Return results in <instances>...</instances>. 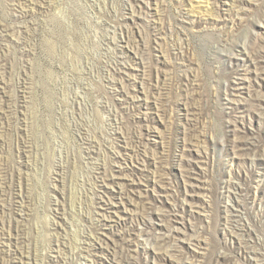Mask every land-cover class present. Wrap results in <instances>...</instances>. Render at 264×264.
I'll use <instances>...</instances> for the list:
<instances>
[{
    "label": "rangeland",
    "instance_id": "374dc122",
    "mask_svg": "<svg viewBox=\"0 0 264 264\" xmlns=\"http://www.w3.org/2000/svg\"><path fill=\"white\" fill-rule=\"evenodd\" d=\"M262 46L264 0H0V264L264 259Z\"/></svg>",
    "mask_w": 264,
    "mask_h": 264
},
{
    "label": "bare ground",
    "instance_id": "6f19581e",
    "mask_svg": "<svg viewBox=\"0 0 264 264\" xmlns=\"http://www.w3.org/2000/svg\"><path fill=\"white\" fill-rule=\"evenodd\" d=\"M262 47H264V46H262ZM262 50V49H261ZM263 52V51H262ZM261 55V54H260ZM226 57V56H225ZM258 98V97H257ZM260 98V97H259ZM256 101H257V99H256ZM263 101V100H262ZM259 103V102H258ZM262 103V102H261ZM257 104V103H256ZM255 104V105H256ZM260 106H263L262 104L260 105ZM261 108V107H260ZM259 108V109H260ZM263 108H264V106H263ZM262 108V109H263ZM241 143V142H240ZM238 145V144H237ZM236 145V146H237ZM248 148V147H247ZM242 150V149H241ZM264 154V153H263ZM254 158V157H253ZM263 159H264V157H263ZM254 160V159H253ZM230 180V179H229ZM229 182V181H228ZM231 200V199H230ZM234 201V200H233ZM239 201V200H238ZM233 203V202H232ZM239 203V202H238ZM230 204H231V202H230ZM235 204V203H234ZM227 207V206H226ZM233 207V206H232ZM234 208H236V207H234ZM240 209V208H239ZM239 211V210H238ZM241 211V210H240ZM234 214V213H233ZM237 215H238V213H237ZM231 216V215H230ZM238 219V218H237ZM240 219V218H239ZM234 221H235V218H234ZM237 221V220H236ZM233 222V221H232ZM231 222V223H232ZM243 223V222H242ZM231 225H233V224H231ZM240 225V224H239ZM236 226H237V224H236ZM245 226V225H244ZM243 226V227H244ZM248 226V225H247ZM247 228V227H246ZM245 229V228H244ZM230 230V229H229ZM242 231V230H241ZM146 232V231H145ZM143 233V232H142ZM196 233V232H195ZM145 234H147V233H145ZM148 235V234H147ZM256 238V237H255ZM257 239V238H256ZM156 240H157V243H159V241H163V242H167V241H170L169 239H167L166 238V236H159V237H157L156 238ZM260 242V241H259ZM169 243V242H168ZM168 251V250H167ZM246 254V253H245ZM247 256V255H246ZM248 259L251 261V262H253L254 264H257V262L259 261V262H261V264H264V262L262 261V260H264V259H260V253H258V252H256V250L255 249H250V247H249V252H248ZM184 262V261H183ZM179 264H181V263H179ZM183 264V263H182ZM185 264V263H184ZM189 264V263H188Z\"/></svg>",
    "mask_w": 264,
    "mask_h": 264
}]
</instances>
